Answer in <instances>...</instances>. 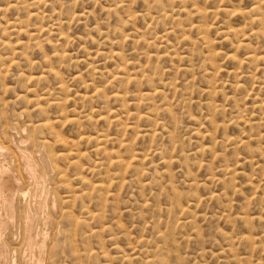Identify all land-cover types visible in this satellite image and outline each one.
I'll list each match as a JSON object with an SVG mask.
<instances>
[{
	"label": "rangeland",
	"instance_id": "1",
	"mask_svg": "<svg viewBox=\"0 0 264 264\" xmlns=\"http://www.w3.org/2000/svg\"><path fill=\"white\" fill-rule=\"evenodd\" d=\"M34 1L0 0V142L10 148L0 149V168L22 190L10 196L14 215L0 196V214L8 216L1 221L10 224L0 235L8 241H0V263L17 264V257L21 264L28 255L24 264L39 256L38 264H264V0ZM256 6L263 11L249 13ZM12 20H19L17 32L6 28ZM255 51L259 64L248 60ZM40 141L48 144L40 148Z\"/></svg>",
	"mask_w": 264,
	"mask_h": 264
},
{
	"label": "bare ground",
	"instance_id": "2",
	"mask_svg": "<svg viewBox=\"0 0 264 264\" xmlns=\"http://www.w3.org/2000/svg\"><path fill=\"white\" fill-rule=\"evenodd\" d=\"M28 1H30V0H28ZM228 1H229V0H228ZM228 1H227V2H228ZM234 1H235V0H234ZM248 1H249V0H248ZM252 1H255V0H252ZM252 1H251V2H252ZM18 2H19V1H17L16 3L19 4ZM57 2H58V1H57ZM127 2H129V1H127ZM225 2H226V1H225ZM232 2H233V1H232ZM232 2H231V3H232ZM256 2L259 3L260 1H257V0H256ZM261 2H263V1H261ZM9 3H10V0H9ZM11 3H12V2H11ZM21 3H22V2H21ZM24 3H27V2L25 1ZM24 3H23V4H24ZM42 3H45V0H38V2H37V1H34L33 5H34V6H39V5H41ZM46 3H47V2H46ZM52 3H53V2H52ZM58 3H60V5H61L62 2L60 1V2H58ZM221 3H222V2H221ZM236 3H237V2H236ZM239 3H241V2H239ZM254 3H255V2H254ZM12 4H13V3H12ZM12 4H11V5H12ZM14 4H15V3H14ZM14 4H13V5H14ZM225 4H226V3H225ZM225 4H223V5L225 6ZM227 4L229 5V3H227ZM233 4H234V3H232V6H234ZM13 5H12V7H14V6H15L14 8L17 7V5H14V6H13ZM19 5H20V4H19ZM49 5H50V4H49ZM60 5H59V6H60ZM228 5H227V7H228ZM240 5H241V4H240ZM255 5H256V3H255ZM261 5H262V4H261ZM263 5H264V3H263ZM41 6H42V5H41ZM45 6L47 7V5H45ZM56 6H57V5H56ZM235 6H236V5H235ZM249 6H250V5H249ZM253 6H254V5H253ZM257 6L259 7L260 5L257 4ZM257 6H256V7H253L252 11L249 12V13H252V12H253V13H257V12L260 10V9L257 8ZM6 7H7V5H6ZM42 7H44V6H42ZM42 7H41V8H42ZM222 7H223V6H222ZM262 7H263V6H262ZM14 8H13V10H14ZM23 8H24V7H23ZM216 8H217V7H216ZM224 8H225V7H224ZM224 8H222V10H223ZM240 8H243V6H240ZM248 8H249V7H248ZM248 8H246V9H248ZM250 8H251V7H250ZM263 8H264V7H263ZM30 9H31V8H30ZM36 9H39V8H36ZM60 9H61V8H60ZM214 9H215V8H214ZM243 9H245V8H243ZM4 10H6V9H3V11H4ZM15 10H17V9H15ZM54 10H55V9H54ZM54 10H52V11H54ZM198 10L200 11V9H198ZM198 10H196V11H198ZM201 10H202V9H201ZM219 10H220V9H219ZM222 10H221V11H222ZM225 10H226V9H225ZM225 10H223V11L225 12ZM235 10H236V9H235ZM261 10L263 11V9H261ZM32 11H33V10H32ZM55 11H56V10H55ZM55 11H54V12H55ZM202 11H203V10H202ZM206 11H207V10H204V15H205V12H206ZM215 11L219 13V11H217V10H215ZM221 11H220V12H221ZM223 11H222V12H223ZM226 11H229V10L227 9ZM231 11H232V10H231ZM238 11H239V9H238ZM262 11H260V12H258V13H261ZM40 12H41V11H40ZM54 12H53L52 14H54ZM213 12H214V11H212V14L215 13V12H214V13H213ZM224 12H223V14L225 15L226 12H225V13H224ZM236 12H237V10H236ZM241 12H242V14L244 13L243 11H241ZM263 12H264V11H263ZM4 13H6V11H5ZM4 13H3V14H4ZM29 13H30V12H29ZM32 13H35V15H36V13H39V12H34V11H33V12H31L30 14H32ZM55 13H57V11H56ZM200 13H202V15H203V12H200ZM200 13H198V14H200ZM208 13H209V12H208ZM233 13L236 15V14H238V13H240V12H238V13L233 12ZM247 13H248V12H247ZM1 14H2V13H1ZM39 14H40V13H39ZM130 14H131V13H130ZM209 14H211V13H209ZM226 14H227V13H226ZM245 14H246V13H245ZM204 15H203V16H204ZM228 15H230V14H228ZM240 15H241V13H240ZM240 15H239V16H240ZM246 15H247V14H246ZM250 15H251V14H250ZM252 15H255V14H252ZM256 15H259V14H256ZM262 15H263V13H262ZM262 15H260V16H262ZM19 16H20V15H19ZM29 16H30V15H29ZM31 16H32V15H31ZM37 16H38V14L36 15V17H37ZM43 16H44V14H43ZM43 16H42V17H43ZM164 16H166V14H165ZM164 16H163V17H164ZM244 16H245V15H244ZM244 16H243V17H244ZM247 16H248V15H247ZM260 16H258V17L260 18ZM39 17H41V16H39ZM47 17H49V16H47ZM131 17H132V15H131ZM204 17H205V16H204ZM204 17H203V18H204ZM225 17H226V15H225ZM248 17H250V16H248ZM258 17H257V18H258ZM15 18H17V17H15ZM15 18H14V19H15ZM19 18L21 19V17H19ZM28 18H29V17H28ZM33 18H35V17H33ZM227 18H228V17H227ZM244 18H245V17H244ZM263 18H264V17H263ZM263 18H260V19L262 20ZM1 19H2V18H1ZM3 19H5V18H3ZM38 19H39V18H38ZM201 19H202V18H201ZM250 19H251V17H250ZM250 19H249V20H250ZM255 19H256V18H255ZM5 20H6V19H5ZM22 20H23V19H22ZM24 20H25V19H24ZM241 20H242V19H241ZM244 20H245V19H244ZM261 20H260V21H261ZM1 21H2V20H1ZM246 21H248V20H245V22H246ZM255 21L257 22L258 19H256ZM2 22H3V21H2ZM5 22H6V28H8L9 30L11 29L12 32L15 30V28H17L16 26H19V25H20V23H18L19 20H12V22H7V21H5ZM248 22H251V21H248ZM3 23H4V22H3ZM246 23H247V22H246ZM246 23H245V24H246ZM254 23H255V22H254ZM262 23H263V22H262ZM243 24H244V23H243ZM245 24H244L243 26H245ZM247 24H248V23H247ZM23 25H24V23H23ZM198 25H200V24H198ZM249 25H250V23H249ZM249 25H248V26H249ZM253 25H254V24H253ZM263 25H264V23H263ZM0 26H1V24H0ZM21 26H22V25H21ZM26 26H27V25H26ZM191 26H192V25H191ZM201 26H202V27H201V29H202V28H203V24H201ZM230 26H231V25H230ZM230 26H229V27L227 26V27L230 28V29L233 28V27H230ZM243 26H242V28H244ZM248 26H245V27H248ZM259 26H261V24H259ZM4 27H5V26H4ZM23 27H24V26H23ZM192 27H194V26H192ZM196 27H198V26L196 25ZM253 27H254V26H253ZM263 27H264V26H263ZM263 27H262V28H263ZM19 28H20V27H19ZM194 28H195V27H194ZM239 28H240V27H239ZM239 28H238V29H239ZM242 28H241V29H242ZM248 28H249V30H250L251 26L248 27ZM1 29H2V27H1ZM199 29H200V27H199ZM199 29H196V30H199ZM204 29H205V31H204ZM204 29H203V31H202L201 33L205 32V33L207 34V32H206V31H207V30H206V27H205ZM230 29H229V30H230ZM235 29H236V28H235ZM241 29H240V30H241ZM245 29H247V28H245ZM256 29L258 30V28H256ZM6 30H7V29H6ZM17 30H18V33H16V34H21V33L23 32V30H22L21 28H20V29H17ZM41 30H42V29H41ZM229 30H227V31H229ZM262 30H263V29H262ZM262 30H261V31H262ZM2 31H4V30H2ZM7 31H8V30H7ZM15 31H16V30H15ZM26 31H27V29H26ZM233 31H234V30H233ZM238 31H239V30H238ZM243 31L245 32V30H243ZM243 31H241V34L243 33ZM247 31H248V30H247ZM251 31H252V30H251ZM258 31H259V30H258ZM261 31H260V33L263 32V31H262V32H261ZM5 32H6V31H5ZM16 32H17V31H16ZM169 32H170V31H169ZM198 32H199V31H198ZM231 32H232V31H230V34H231ZM236 32H237V31H236ZM255 32H256V31H254L253 33H255ZM165 33H166V32H165ZM201 33H199V35H201ZM224 33H226V32L224 31ZM246 33H248V34L246 35V36H248V35L250 34V31H248V32H246ZM246 33H244V34H246ZM251 33H252V32H251ZM6 34H7V33H6ZM25 34H26V33H24L23 35H25ZM28 34H29V33H28ZM28 34H27V35H28ZM206 34H205V36H204L205 38H207V37H206ZM230 34L227 33V35H230ZM237 34H239V33H237ZM263 34H264V32H263ZM263 34H261V36H263ZM1 35H3V37L6 36L4 33L1 34ZM32 35H33V34H31L30 36H32ZM60 35H61V34H60ZM62 35H63V34H62ZM165 35H166V34H165ZM234 35H236V34H234ZM250 35H252V34H250ZM255 35H256V34H255ZM255 35H253V36H255ZM30 36H29V38H30ZM63 36H64V35H63ZM63 36H61V38H62ZM202 36H203V35H201V37H202ZM224 36H225V35H224ZM224 36H223V38H224L223 40H227V39H225ZM237 36H238V35H237ZM240 36H241V35H240ZM240 36H239V37H236V38H240ZM243 36H244V35H243ZM261 36H260V37H256V38H261ZM32 37H33V36H32ZM161 37H163V35H162ZM164 37H165V36H164ZM229 37H233V38H235L234 36H229ZM244 37H245V36H244ZM244 37H242V38H244ZM249 37H250V36H249ZM249 37H248V38H249ZM227 38H228V37H227ZM236 38H235V40H237ZM245 38H247V37H245ZM245 38H244V39H245ZM248 38H247V39H248ZM1 39H2V38H0V44H2L3 46H6V44H5L6 42L3 41V40H1ZM31 39L34 40V39H35V36H34V38H31ZM158 39H159V38H158ZM198 39H199V37H198ZM201 39H202V38H201ZM228 39H229V38H228ZM244 39H243V41H247V40H244ZM262 39H263V38H262ZM159 40H160V39H159ZM165 40H166V37H165ZM202 40H204V39H202ZM235 40H234V41H235ZM240 40H241V39H240ZM34 41H35V42H34ZM34 41H33L32 43L35 44V43H36V40H34ZM209 41H211V40L209 39ZM230 41H231V40H230ZM243 41H242V42H243ZM30 42H31V41H30ZM45 42H47V40H46ZM151 42H152V44H153V41H151ZM160 42L162 43V41H160ZM205 42H206V41H205ZM205 42H203V44H204ZM211 42H212V41H211ZM211 42H209L208 44H210ZM240 42H241V41H240ZM242 42H241V43H242ZM48 43H49V42H47V44H48ZM238 43H239V40H238ZM238 43H237V44L234 43V46L236 45V46H239L238 48H240L241 46L238 45ZM248 43H250V42H248ZM39 44H40V43H39ZM39 44H36V48H37V45L39 46ZM145 44H146V43H145ZM150 44H151V43H150ZM152 44H151V45H152ZM230 44H231V42H230ZM239 44H240V43H239ZM242 44H243V43H242ZM210 45H211V44H210ZM247 45H248V44L244 45V47H245V46L247 47ZM250 45H251V44H250ZM250 45H248V46H250ZM204 46H206V45H204ZM24 47H26V45H24L23 48H24ZM39 47H40V46H39ZM211 47H212V45H211ZM246 47H245V48H246ZM263 47H264V46H263ZM204 48H207V47H204ZM208 48H210V46H209ZM213 48H214V47H213ZM232 48H233V47H232ZM236 48H237V47H236ZM29 49H30V48H29ZM52 49H53V47H52ZM210 49H211V48H210ZM241 49H242V48H240V50H241ZM247 49H248V48H247ZM249 49H251V48H249ZM249 49H248V50H249ZM262 49H263V48H262ZM262 49H261V50H262ZM211 50H212V49H211ZM214 50H215V49H214ZM214 50H213L211 53H214ZM238 50H239V49H238ZM254 50H256V48H255ZM24 51H25V50H24ZM26 51H27V50H26ZM54 51L56 52V50H54ZM215 51L217 52V50H215ZM246 51H247V50H246ZM251 51H252V50H250V52H251ZM256 51H258V48H257ZM256 51H255V52H256ZM16 52H18V51H16ZM55 52H54V53H55ZM209 52H210V51H209ZM248 52H249V51H248ZM255 52H254V54H257V55H258V52H259V51L256 52V53H255ZM262 52H263V51H262ZM61 53H62V52H61ZM205 53H206V52H205ZM207 53H208V52H207ZM246 53H247V52H246ZM16 54H18V53H16ZM57 54H58V53H56L55 55L57 56ZM63 54H64V53H63ZM115 54H116V53H115ZM208 54H209V53H208ZM214 54H215V53H214ZM224 54H225V53H224ZM251 54H252V53H251ZM251 54H250V55H251ZM261 54H262V53H261ZM23 55H24V54H23ZM60 55L62 56V54H60ZM116 55H118V57H119V54H116ZM206 55H207V54H206ZM210 55H213V54H210ZM222 55H223V54H222ZM225 55L227 56V53H226ZM230 55H232V54H230ZM250 55H248L249 57L246 55V56H245L246 58H243V59H247V57H248V58H251V59H248V60L254 61L256 64L261 63V62L258 63V60H259V58L261 57L260 54H259L260 57H259V55H258V56L256 55V56H254V57H251V56H253V54H252L251 56H250ZM262 55H263V54H262ZM158 56H159V55H158ZM158 56H156V57H158ZM208 56H209V55H208ZM208 56H206V57L210 59V57H208ZM64 57H65V54H64ZM115 57H116V56H115ZM219 57H221V56H219ZM231 57H232V56H229V57H226V58H229V59H230ZM234 57H235V56H234ZM236 57H237V56H236ZM255 57H256V58H255ZM257 57H259V58H257ZM62 58H63V57H62ZM175 58H176V57H175ZM182 58H184V57H182ZM182 58H181V59H182ZM212 58H213V57H212ZM224 58H225V57H224ZM232 58H233V57H232ZM60 59H61V58H60ZM171 59H173V57H171ZM213 59H214V58H213ZM233 59H234V58H233ZM233 59H230V60L232 61ZM210 60H212V59H210ZM234 60H237V62H236V61H235V62L238 63V64L241 63V62H238V61H239L238 58H236V59H234ZM260 60H261L262 63L264 64V61H263V60H264V57H263V56H262V58H261ZM241 61H242V60H241ZM207 62H208V61H207ZM209 62H210V61H209ZM211 62H213V61H211ZM218 62H219V61H218ZM244 62H246V61H244ZM244 62H242V63L244 64ZM9 63H10V65H15L16 62H14V61L12 60V61H9ZM249 63H250V62H249ZM255 63H254V64H255ZM210 64H211V63H210ZM213 64H214V63H212V65H213ZM215 64H216V63H215ZM218 64H219V63H218ZM122 65H123V62H122ZM207 65H208V64H207ZM240 65H242V64H240ZM208 66H209V65H208ZM210 66H211V65H210ZM237 66L239 67V65H237ZM237 66H236V68H237ZM263 66H264V65H263ZM263 66H262V67H263ZM118 67H119V69H120V68L123 67V66L120 67V65H119ZM212 67H214V66H212ZM257 67H259V66H257ZM257 67L255 68V70H256V69H261V68H260L261 66H260L259 68H257ZM50 68L52 69V67H50ZM123 68H124V67H123ZM123 68H121V69H123ZM140 68H141V67H140ZM215 68H216V67H215ZM236 68H235V71H236ZM211 69H213V68H211ZM211 69H210V70H211ZM124 70H125V69H124ZM124 70H123V71H124ZM140 70H141V69H140ZM214 70H215V69H214ZM261 70H263V68H262ZM45 71H46V70H45ZM49 71H50V70H49ZM49 71H46V73L49 72ZM53 71H54V70H53ZM53 71H52V72H53ZM117 71H118V69H117ZM123 71H122V73H124ZM137 71H138V68H137ZM120 72H121V70H120ZM211 72H213V71H211ZM46 73H44V74H46ZM49 73H50V72H49ZM229 73H230V72H229ZM234 73H235V72H234ZM263 73H264V71L262 72V74H263ZM117 74H118V72H117ZM138 74H140V73H138ZM143 74H146V73H142V76L145 77L146 75H143ZM47 75H48V74H47ZM114 75H116V74H114ZM118 75H120V73H119ZM135 75H136V74H135ZM150 75H152V74H150ZM150 75H147V77L150 76ZM263 75H264V74H263ZM45 76H46V75H45ZM50 76H51V75H50ZM52 76H56V75H52ZM112 76H113V75H112ZM127 76H128V75H127ZM142 76L140 75V78H141ZM252 76H253V75H252ZM119 77H121V76H119ZM119 77H116V78H119ZM123 77H124V75H123ZM129 77H130V76H129ZM133 77H134V76H133ZM135 77H137V76H135ZM36 78L39 79L38 76H36L35 78L29 76V78H28L27 81H29V80H30V81H32V80L35 81ZM41 78H42V79L44 78L43 75H42ZM113 78L115 79V77H113ZM121 78H122V77H121ZM149 78H150V77H149ZM124 79H125V78H123V79H121V80H124ZM127 79H129V78H127ZM132 79H134V78L131 77V80H132ZM138 79H139V78H138ZM151 79H152V78H151ZM115 80H116V79H115ZM115 80H114L113 82H115ZM149 80H150V79H149ZM260 80H261V79H260ZM39 81H40V80H39ZM39 81H36V82H39ZM124 81H125V80H124ZM137 81L139 82V80H136V81H134V82H137ZM150 81H152V80H150ZM258 81H259V80H258ZM134 82H132V83H134ZM143 82H144V81H143ZM145 82H146V81H145ZM145 82H144V83H145ZM161 82H162V81H161ZM161 82H160L159 84H162ZM263 82H264V80H263ZM122 83H125V82H122ZM126 83H127V84H126L127 86H129V85H134V84H132L131 82L128 84V82L126 81ZM144 83H143L142 85H144ZM148 83H149V82H148ZM163 83H164V82H163ZM168 83H170V82H167L166 85H168ZM258 83H259V82H258ZM118 84H120V83H118ZM135 84H136V83H135ZM150 84H152V83H150ZM172 84H173V82H172ZM172 84H171V85H172ZM138 85H139V83H138ZM142 85H140V86H142ZM146 85H148V84H146ZM169 85H170V84H169ZM169 85H168V86H169ZM237 85H238V84H237ZM261 85H262V81H261ZM263 85H264V84H263ZM134 86H135V85H134ZM238 86H239V85H238ZM121 87H123V85H122ZM125 87H126V86H125ZM160 87H161V86H160ZM169 87H170V86H169ZM118 88H119V87H118ZM162 88H163V87H162ZM164 88H165V87H164ZM237 88H238V87H237ZM262 88H264V87H262ZM122 89H123V88H122ZM122 89L120 88V91H121ZM124 89H125V88H124ZM154 89H156V88H154ZM154 89H152V90H154ZM172 90H173V89H172ZM124 91H125V90H124ZM137 91H138V90H136V92H137ZM140 91H141V90H140ZM147 91H148V90H147ZM155 91H156V90H155ZM116 92H119L118 89L116 90ZM121 92H122V91H121ZM128 92H129V91H128ZM136 92H135V93H136ZM141 92H142V91H141ZM141 92H137V93H139V94H137V93H136V94L139 96ZM152 92H153V91H152ZM157 92H158V91H157ZM114 93H115V92H114ZM119 93H120V92H119ZM125 93H126V92H125ZM120 94H122V93H120ZM120 94H119V95H120ZM127 94H128V93H127ZM136 94H134V95H136ZM142 94H144V93H142ZM154 94H155V93H154ZM158 94H161V92L159 91ZM114 95H115V94H114ZM114 95H112V96H114ZM125 95H126V94H125ZM137 95H136V96H137ZM91 96H92V95H91ZM115 96H116V95H115ZM120 96H121V95H120ZM122 96H123V95H122ZM138 96H137V97H138ZM141 96H142V95H141ZM141 96H140V97H141ZM143 96H144V95H143ZM143 96H142V97H143ZM146 96H147V95H145L144 98H146ZM85 97H86V96H85ZM117 97H118V95L115 97V99H116ZM149 97H150V94H149ZM20 98H21V97H20ZM81 98H82V97H81ZM118 98H119V97H118ZM118 98H117V100H119ZM120 98H121V97H120ZM125 98H126V96H125ZM151 98H152V96H151ZM83 99H84V98H83ZM122 99H124V97H122ZM130 99H133V97H131ZM136 99H137V98H136ZM24 100H25V98H24ZM143 100H144V99H143ZM143 100H141V101H143ZM146 100H147V99H146ZM119 101H120V100H119ZM125 101H126V99H125ZM130 101H131V100H130ZM139 101H140V99H139ZM234 101H235V100H234ZM126 102H127V101H126ZM133 103L136 105V102H133ZM133 103H132V104H133ZM235 103H237V102H235ZM134 104H133V106H135ZM261 104H262V102H261ZM261 104H260V105H261ZM57 105H59V104H57ZM263 106H264V105H263ZM36 107H37V106H36ZM217 107H218V106H217ZM221 107H222V106H221ZM37 108L41 109L39 106H38ZM218 108H219V107H218ZM26 109H27V108H26ZM34 109H36V108H33L32 111H35ZM39 109H36V110L41 111V110H39ZM221 109H222V108H221ZM42 110H43V109H42ZM212 110L214 111V109H212ZM219 110H220V109H219ZM22 111H24V110H22ZM27 111H28V110H26V112H27ZM220 111H221V110H220ZM23 113H24V112H23ZM28 113H29V112H28ZM30 113H31V112H30ZM38 113L40 114V112H37V111H36V114H37V115H38ZM41 113H43V114H42V116H43L45 112L42 111ZM16 114H17V113H16ZM26 115H27V114H26ZM28 115H29V114H28ZM40 116H41V115H40ZM40 116H39V117H40ZM238 116H240V115H238ZM139 117H140V116H139ZM233 118H236V117H233ZM238 118H239V117H238ZM28 119H29V118H28ZM43 119H44V118H43ZM146 119H148V117H146ZM231 120H233V119H231ZM240 120H241V118H240ZM259 120H260V119H259ZM38 121H41V120L38 119ZM233 121H234V120H233ZM29 122H30V121H29ZM29 122H28V123H29ZM230 122H231V121H230ZM242 122H243V120H242ZM214 123H216V122L214 121ZM238 123H239V121H238ZM245 123H246V121H245ZM29 124H31V123H29ZM32 124H33V123H32ZM41 124H44V122L41 123ZM45 124H47V123H45ZM45 124H44V125H45ZM228 124H229V123H228ZM241 124H242V123H241ZM37 125L40 126V124H38V123H37ZM44 125H43V126H44ZM48 125H49V123H48ZM218 125H219V126H222L221 124H217V126H218ZM254 125H255V124H254ZM6 126H7V125H6ZM27 126H28V125H26L25 127H27ZM29 126H31V125H29ZM39 126H38V127H39ZM49 126H50V125H49ZM217 126H216V127H217ZM237 126H238V125H237ZM41 127H42V126H41ZM50 127H51V126H50ZM222 127H223V126H222ZM35 128H36V126H35ZM46 128H47V126H46ZM6 129H7V127H6ZM26 129H27V128H26ZM31 129H32V128H31ZM38 129H39V128H37V131H38ZM42 129H45V126L42 127ZM49 129H50V128H49ZM4 130H5V129H4ZM33 130H34V129H33ZM215 130H216V128H215ZM27 131L29 132L30 130L28 129ZM34 131H35V130H34ZM34 131L31 130V131H30V134H31V132H34ZM39 131H40V130H39ZM2 133H3V132H2ZM5 134H6V133H5ZM26 134H27V133H26ZM26 134H25V135H26ZM7 135H8V134H7ZM7 135H6V136H7ZM28 135H29V134H28ZM32 135H33V134H32ZM6 136H5V137H6ZM102 136H103V135H102ZM104 136H105V135H104ZM104 136H103V137H104ZM0 137H1V136H0ZM9 138H10V137H9ZM20 138H21V137H20ZM31 138H32V137H30L29 139H31ZM39 138H40V137H39ZM51 138H52V136H51ZM94 138H96V137H94ZM4 139H5V138H4ZM4 139H3V140H4ZM53 139H55V138H53ZM57 139H58V137H57ZM61 139H62V138H61ZM101 139H102V137H101ZM103 139H104V138H103ZM103 139H102V140H103ZM227 139H229V138H227ZM230 139H234V138H230ZM248 139H250V138H248ZM35 140H36V138H35ZM35 140H32V142L35 141ZM41 140H42V139H41ZM47 140H50V139H47ZM51 140H52V139H51ZM96 140H97V142H98V141H101V140H98V139H96ZM239 140H240V139H239ZM6 141H8V140H6ZM6 141H5V142H6ZM37 141H39V140L37 139L36 142H37ZM44 141H46V139H45ZM44 141H40V142H38L36 146H38V147H40V148L45 147L46 144H48V143H47V142H44ZM52 141H53V140H52ZM60 141H61V140H60ZM94 141H95V140H94ZM103 141H104V140H103ZM225 141H226V140H225ZM229 141H231V140H229ZM233 141H234V140H233ZM241 141H242V140H241ZM248 141H251V140H248ZM32 142H31V143H32ZM54 142H55V141H54ZM65 142H66V140H65ZM227 142H228V141H227ZM244 142H245V141H244ZM25 143H26V142H25ZM59 143H60V142H59ZM68 143H69V142H68ZM68 143H67V144H68ZM240 143H241V142H240ZM240 143H238V144H240ZM246 143H247V142H246ZM11 144H12V143H11ZM11 144H10V145H11ZM27 144H28V143H27ZM50 144H52V142H51ZM50 144H49V145H50ZM54 144H55V143H54ZM62 144H63V143H62ZM62 144H61V145H62ZM67 144H65V145H67ZM96 144H97V143H96ZM235 144H236V143H235ZM235 144H234V145H235ZM243 144H244V143H243ZM7 145H8V144H7ZM70 145H71V144H70ZM245 145H246V144H245ZM50 146H52V145H50ZM50 146H49V147H50ZM100 146H101V144H100ZM100 146H99V147H100ZM247 146H249V145H247ZM13 147H14V146H13ZM38 147H36V148H38ZM64 147H65V146H64ZM244 147H246V146H244ZM16 148H17V147H16ZM18 148H19V149H18ZM18 148H17V150H20V147H18ZM47 148H48V147H47ZM47 148H46V151H47ZM100 148H102V147H100ZM100 148H98V149H100ZM248 148H249V147H248ZM0 149H2V150H8V149H6V148L4 147L3 143H1V142H0ZM44 149H45V148H44ZM44 149H42V150H44ZM49 149H50V148H49ZM49 149H48V151H50ZM96 149H97V148H96ZM102 149H103V148H102ZM245 149L248 150L247 148H245ZM9 150H10V148H9ZM9 150H8V151H9ZM17 150H15V151H17ZM69 151H70V150H69ZM96 151H97V150H96ZM104 151H105V150H104ZM104 151H101V152H103L102 154H105V153H106V151H105V153H104ZM250 151H251V150H250ZM250 151H249V152H250ZM10 152H11V151H10ZM10 152H9V153H10ZM17 152H18V151H17ZM32 152H34V151H32ZM44 152H45V150H44ZM50 152H51V151H50ZM63 152H64V151H63ZM66 152H67V151H66ZM249 152H248V153H249ZM22 153H23V152H22ZM61 153H62V152H61ZM67 153H68V152H67ZM51 154H52V153H51ZM58 154H59V153H58ZM63 154H64V155H63ZM249 154H250L252 157L254 156V155H252V153H249ZM47 155H49V154H47ZM62 155L65 156V158H63ZM66 155H67V154L62 153V154H61V158H63V159H67ZM105 155H109V154H105ZM52 156H53V155H52ZM54 156H56V154H55ZM67 156H70V155L68 154ZM50 157H51V156H50ZM107 157H108V156H107ZM109 157H111V156H109ZM247 157H248L247 159H249L250 156H247ZM24 158H25V157H24ZM26 158H28V157H26ZM29 158H30V157H29ZM47 158L49 159V156H48ZM55 158H56V157H55ZM55 158H54V160H55ZM59 158H60V156H59ZM116 158H118V159L121 160V157H116ZM254 158H255V157H254ZM43 159H44V158H43ZM50 159L52 160L53 158H50ZM71 159H74V157H72ZM71 159H69V160L71 161ZM247 159H246V160H247ZM251 159H252V158H251ZM24 160H25V159H24ZM38 160H39V159H38ZM115 160H116V159H115ZM115 160H114V161H115ZM120 160H116V161H115L116 164H117V161H120ZM30 161H31V158H30ZM109 161H110V158H109ZM248 161L252 163V161H250V160H248ZM24 162H25V161H24ZM26 162H27V161H26ZM73 162H75V161H73ZM73 162H72V163H73ZM120 162L122 163V160H121ZM123 162H124V165H125V164H126L125 161H123ZM72 163H71V164H72ZM109 163H110V162H109ZM111 163L115 164L114 162H111ZM121 163H120V164H121ZM127 163H128V162H127ZM26 164H28V163H26ZM53 164H54V161H53ZM53 164H52V165H53ZM74 164H75V163H74ZM120 164H119V165H120ZM31 165H32V164H31ZM121 165H123V164H121ZM24 166H25V165H24ZM27 167H28V166H27ZM29 167H31V166H29ZM41 167H42V166H41ZM54 167H55V166H54ZM120 167H122V166H120ZM24 168H25V167H24ZM34 168H35V166H34ZM0 169H1V168H0ZM25 169H30V168H25ZM55 169H56V167H55ZM119 169H121V168H119ZM122 169H123V168H122ZM40 170H41V169H40ZM52 170H53V169H52ZM33 171H34V170H33ZM28 172H30V173H29L30 175H31L32 173H35V172H32L31 170L28 171ZM19 173H20V172H19ZM36 173H37V171H36ZM36 173H35V174H36ZM56 173H57V171H56ZM58 173H60V172H58ZM24 174H25V173H24ZM54 174H55V173H54ZM60 174H62V173H60ZM60 174H59V175H60ZM233 174H235V173H233ZM9 175H11V174H8V172H6L4 169H1V174H0V196L3 197V198L5 199L4 201H6V203H7L6 205L8 206V208H7V206H6V208L9 209V211H10V212L8 211V212H9L8 215H10V213L14 215V213H13V212H14V211H13V208H14L15 206L13 207V204H12V202H11V200H10V199H11L10 196L12 197V195H11L12 193H14V192H22V190H20L19 187H17V185H15L14 181H15L16 179H14V180L12 179L14 176H12V178H11ZM15 175H16V174H15ZM59 175H58V176H59ZM231 175H232V173H231ZM35 176H37V175H35ZM35 176H34V174L32 175V177H35ZM40 176H42V174H40ZM61 176H62V175H61ZM233 176H234V175H233ZM46 177H47V176H46ZM30 178H31V177H30ZM35 178H36V177H35ZM35 178H33V179H34V182L37 181V180L35 181ZM37 178H38V177H37ZM39 178H40V177H39ZM56 178H57V181H58V177H56ZM62 178H63V177H62ZM60 179H61V177H60ZM62 180H63V179H62ZM54 181H56V179H55ZM60 181H61V180H60ZM67 181H68V180H67ZM16 182H18V181L16 180ZM37 182H38V181H37ZM39 183H40V182H39ZM60 183L63 184V182H60ZM60 183H59V184H60ZM67 183H68V182H67ZM46 184H47V183H46ZM53 184H55V183H53ZM191 184H192V183H191ZM55 185H56V184H55ZM55 185H54V186H55ZM57 185H58V184H57ZM60 186H61V185H60ZM45 187H46V186H45ZM56 187H57V186H56ZM62 187H63V185H62ZM20 188H21V187H20ZM36 188H37V187H36ZM54 188H55V187H54ZM55 189H57V188H55ZM59 189H60V188H59ZM28 190H30V189H28ZM35 190H36V189H35ZM56 191H57V190H56ZM53 192H55V191H53ZM55 195L57 196L56 192H55ZM14 196H15V194H14ZM18 196H19V195H18ZM26 196H27V195H26ZM40 196H41V195H40ZM47 196H48V195H47ZM1 197H0V199H2ZM20 197H21V196H20ZM63 197H64V196H63ZM69 197H70V196H69ZM69 197H68V200L70 201V199H71L72 197H71V198H69ZM74 197H75V196H74ZM29 199H30V198H29ZM41 199H42V198H41ZM65 199H67V197H66ZM75 199H76V198H75ZM77 199H78V198H77ZM2 200H3V199H2ZM46 200H47V199H46ZM57 200H58V199H57ZM59 200H60V198H59ZM68 200H66V202H67ZM72 200H73V198H72ZM72 200H71V201H72ZM4 201H2V202H4ZM53 201L55 202V200H53ZM64 201H65V200H64ZM32 202H33V201H32ZM34 202H35V201H34ZM38 202H39V201H38ZM54 202H53V203H54ZM57 202H60V201H57ZM13 203H14V202H13ZM55 203H56V202H55ZM60 203H61V202H60ZM60 203H59V204H60ZM3 204H5V203H3ZM56 204H57V203H56ZM39 205H40V204H39ZM62 205H63V202H62ZM62 205H59V208H60V206H62ZM0 207H1V206H0ZM57 207H58V206H57ZM1 208H3V211H5V205H4V207H1ZM17 210H19V209H17ZM57 210H58V209H57ZM60 210H62V209H60ZM19 211H21V210H19ZM58 211H59V210H58ZM0 212H2V211L0 210ZM5 212H6V211H5ZM60 212H61V211H60ZM63 212H64V211H63ZM17 213H18V212H17ZM17 213H15V214H17ZM19 213H20V212H19ZM22 213H23V212H22ZM4 214H5V213H4ZM4 214H0V215H4ZM23 214H24V213H23ZM20 215H22V214H20ZM26 215H27V214H26ZM48 215H49V213H48ZM52 215H53V214H52ZM62 215H63V214H62ZM64 215H65V214H64ZM66 215H68L67 212H66ZM5 216H6V214H5ZM5 216H4V217H5ZM22 216L24 217V219L26 218L25 215H22ZM243 216H244V215H243ZM245 216H247V215L245 214ZM7 217H8V216H6V220H8ZM27 217H28V219L30 218V216H28V215H27ZM31 217H32V216H31ZM49 217L51 218L50 215H49ZM55 217H56V216H55ZM64 217H65V216H64ZM68 217H69V216H68ZM68 217H67V218H68ZM239 217H241V216H239ZM1 218H3V217H1ZM1 218H0V235L3 234L2 232H3L5 229H7V228H6V227H7V224H9L8 222L3 223V221H1ZM9 218L11 219V216H10ZM17 218L20 219L19 217H17ZM32 218H33V217H32ZM53 218H54V216H53ZM65 218H66V217H65ZM238 219H239V218H238ZM3 220H4V219H3ZM13 220L15 221V219H13ZM25 220H26V219H25ZM29 220H31V219H29ZM51 220H52V218H51ZM66 220H67V219H66ZM70 220H71V219H70ZM240 220H241V219H240ZM248 220H250V219H248ZM17 221H19V220H17ZM20 221H21V220H20ZM20 221H19V222H20ZM49 221H50V220H49ZM242 221H243V220H242ZM250 221H251V220H250ZM23 222H25V221H23ZM29 222H30V221H29ZM54 222H55V220H54L53 222H51V224L53 223V225H54ZM56 222H57V221H56ZM244 222H245V221H244ZM15 223H17V222H15ZM25 223L27 224V222H25ZM34 223H35V222H34ZM34 223H33V224H34ZM69 223H71V222H69ZM11 224H12V223H11ZM46 224L49 225L50 222H49V223H46ZM51 224H50V225H51ZM74 224H75V223H74ZM76 224L78 225V223H76ZM13 225H14V224H13ZM30 225H31V223H30ZM36 225H37V224H36ZM245 225H247V224H245ZM9 226H10V224H9ZM9 226H8V227H9ZM11 226H12V225H11ZM16 226H18V225L16 224ZM16 226H14V227H16ZM19 226H20V224H19ZM70 226H71V227H75V226H72V224H70ZM29 227H30L29 225H28V227H27V225H24V230H25V232L27 231V228H29ZM32 227H33V226H31V228H32ZM17 228H18V227H17ZM31 228H30V229H31ZM34 228H35V226L33 227V229H34ZM11 229H12V228H10V230H11ZM18 229H19V228H18ZM10 230H9V228H8L9 235H10V237H11V234H10L11 231H10ZM15 230H16V229H15ZM20 230H21V232H22V229H20ZM24 230H23V231H24ZM30 231H31V230H30ZM40 231H41V230H40ZM40 231H39V233H41ZM51 231H52V230H51ZM5 232H7V231H5ZM17 232H18V231H17ZM25 232H24V237H26V236H25ZM28 232H29V231H28ZM28 232H26V233H28ZM22 233H23V232H22ZM35 233H37V231H36ZM42 233H43V232H42ZM62 233H63V232H62ZM196 233H197V232H196ZM5 234H6V233H5ZM5 234H4V235H5ZM12 234H13V233H12ZM14 234H15V233H14ZM33 234H34V232H33ZM52 234H53V233H52ZM52 234H51V235H52ZM194 234H195V232H194ZM194 234H193V236L197 235V234H195V235H194ZM6 235H8V234H6ZM6 235H5L4 237H6ZM15 235H16V234H15ZM29 235H30V233H29ZM62 235H63V234H62ZM191 235H192V234H191ZM31 236H32V235H31ZM37 236H39V235H37ZM37 236H36V238H37ZM44 236H45V235H44ZM47 236H48V235H47ZM193 236H192V237H193ZM0 237H1V236H0ZM2 237H3V235H2ZM4 237H3V238H4ZM18 237H20V236L18 235ZM24 237H23V238H24ZM27 237H28V236H27ZM39 237L41 238V236H39ZM45 237H46V236H45ZM45 237L42 238L41 251H43V249H44V247H45V245H46V244H44L45 241H46V239H47V238H45ZM51 237H53V236H51ZM54 237H55V236H54ZM192 237H191V238H192ZM196 237H197V236H196ZM196 237H195V238H196ZM6 238H8V240L11 241V240H10L11 238H10V239H9V237H6ZM14 238H15V237H14ZM30 238H31V237H29V239H28L27 242H29L28 244L31 245V243H35V241H32L33 239H30ZM193 238H194V237H193ZM197 238H198V237H197ZM24 239H27V238H24ZM54 239H55V238H54ZM54 239H51V240H54ZM247 239H249V238H247ZM1 240H2V238L0 239V241H1ZM18 240H19V239H18ZM20 240H22V239H20ZM243 240H245V239L243 238ZM6 241H7V240H6ZM6 241H5V240H4V241L2 240V242H6ZM36 241H37V240H36ZM248 241H249V240H248ZM7 242H8V241H7ZM7 242H6V243H7ZM14 242H16V241L14 240ZM54 242H55V241H54ZM56 242H57V241H56ZM12 243H13V241H12ZM17 243H18V242H17ZM24 243H25V242H24ZM39 243H40V242H39ZM39 243H38V244H39ZM245 243H246V242H245ZM249 243H250V241H249ZM0 244H1V243H0ZM22 244H23V243H22ZM25 244H27V243H25ZM28 244H27V246H28ZM38 244H35V245H38ZM54 244H55V243H54ZM251 244H252V243H251ZM253 244H254V243H253ZM4 245H5V244H4ZM4 245H2V246H4ZM16 245H17V244H16ZM32 245H34V244H32ZM0 246H1V245H0ZM11 246H13V245L11 244ZM48 246H50V245H48ZM249 246H250V245H249ZM22 247H24L23 250L25 251V246H22ZM30 247H31V246H30ZM34 247H35V246H34ZM50 247H51V246H50ZM250 247H251V246H250ZM252 247H253V245H252ZM7 248H8V247H7ZM28 248H29V247H28ZM31 248H33V247H31ZM31 248H30V250H31ZM38 248L40 249V247H38ZM38 248H36V250H37ZM48 248H49V247H48ZM52 248H53V247H52ZM56 248L59 249V245H58V247H56ZM0 249H1V247H0ZM3 249H5V248L3 247ZM8 249H10V251L12 250L11 248H8ZM8 249H7V250H8ZM254 249H255V248H254ZM44 250H45V249H44ZM53 250H55V247L53 248ZM252 250H253V249H252ZM12 251L14 252L15 250L13 249ZM18 251H22V250H19V249H18ZM41 251H40V252H41ZM46 251H47V250H46ZM58 251H59V250H58ZM28 252H30V251H28ZM35 252H37V251H35ZM35 252H34V253H35ZM60 252H61V251H60ZM9 253H10V252H9ZM14 253H15V252H14ZM19 253H20V252H19ZM23 253H24V252H23ZM55 253H56V252H55ZM61 253H62V252H61ZM2 254L4 255V252H2V250H0V260H2L1 258H3V257H1ZM50 254H51V252H50ZM19 255H20V254H19ZM24 255H27V254L24 253L23 256H24ZM54 255H55V254H54ZM57 255H58V254H57ZM60 255H61V254H59L58 256H60ZM5 256L7 257V256H8V253H7ZM9 256H10V255H9ZM14 256H15V255H14ZM27 256H28V255H27ZM27 256H24V257L27 258ZM32 256H33V255H32ZM34 256L37 257L36 254H35ZM19 257H20V256H19ZM21 257H22V256H21ZM28 257H29V256H28ZM49 257H50V256H49ZM51 257H52V256H51ZM61 257H62V256H61ZM26 258H25V260H27ZM33 258H34V257H33ZM46 258H47V257H45V259H46ZM244 258H246V257H244ZM5 259H6V258H5ZM21 259H22V258H21ZM40 259H41V258H40V256H39V257H38V261H37L38 263L41 262ZM49 259H53V258H49ZM54 259H55V258H54ZM54 259H53V260H54ZM56 259H57V258H56ZM58 259H59V258H58ZM61 259H62V258H61ZM15 260H16V262L13 260L14 263H17V264H18V262H17V257L15 258ZM22 260H24V259H22ZM25 260H24V261H25ZM28 260H29V259H28ZM30 260H31V259H30ZM6 261H7V260H6ZM10 261H11V260H10ZM24 261H22L23 263H21V264H24ZM49 261H50V260H49ZM51 261H52V260H51ZM56 261H57V260H55V262H56ZM28 262H29V261H28ZM28 262H27V264H28ZM32 262H33V260H32ZM43 262H44V261H43ZM38 263H37V264H38ZM49 263H51V262H49ZM61 263H62V262L59 261V264H61ZM146 263H147V264H150L148 261H146ZM0 264H2V263H0ZM7 264H9V263H7ZM44 264H45V263H44Z\"/></svg>",
	"mask_w": 264,
	"mask_h": 264
}]
</instances>
